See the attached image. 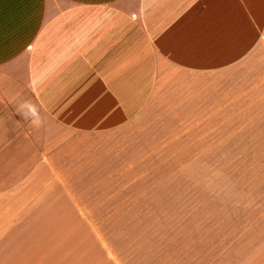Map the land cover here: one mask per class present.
Returning <instances> with one entry per match:
<instances>
[{
	"label": "crops",
	"instance_id": "0c3cea01",
	"mask_svg": "<svg viewBox=\"0 0 264 264\" xmlns=\"http://www.w3.org/2000/svg\"><path fill=\"white\" fill-rule=\"evenodd\" d=\"M172 129L264 152V0H0V264L107 244L101 218L170 185ZM258 244L241 264L264 221Z\"/></svg>",
	"mask_w": 264,
	"mask_h": 264
},
{
	"label": "rangeland",
	"instance_id": "374dc122",
	"mask_svg": "<svg viewBox=\"0 0 264 264\" xmlns=\"http://www.w3.org/2000/svg\"><path fill=\"white\" fill-rule=\"evenodd\" d=\"M172 132L171 183L148 187L158 198L125 207L138 215L101 218L107 244H41L32 264H226L228 253L241 264L257 256L264 152H195L194 138Z\"/></svg>",
	"mask_w": 264,
	"mask_h": 264
},
{
	"label": "clouds",
	"instance_id": "9594fccd",
	"mask_svg": "<svg viewBox=\"0 0 264 264\" xmlns=\"http://www.w3.org/2000/svg\"><path fill=\"white\" fill-rule=\"evenodd\" d=\"M18 113L22 115L26 121H30L34 128L38 129L42 126L43 121L40 116L39 108L30 100L25 99L21 102Z\"/></svg>",
	"mask_w": 264,
	"mask_h": 264
}]
</instances>
